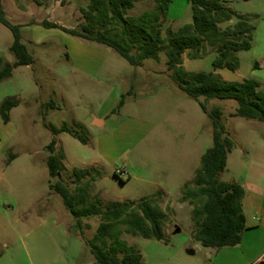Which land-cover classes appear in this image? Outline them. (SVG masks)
Listing matches in <instances>:
<instances>
[{"label":"rangeland","instance_id":"374dc122","mask_svg":"<svg viewBox=\"0 0 264 264\" xmlns=\"http://www.w3.org/2000/svg\"><path fill=\"white\" fill-rule=\"evenodd\" d=\"M36 3L50 9L51 22L72 29L82 23L80 11L87 8L88 0H67L64 5L56 0H4V7L13 23L48 20L37 11L33 17L29 16ZM229 5L237 13L253 17L252 23L257 28L256 48L238 53V70L218 71L228 81L253 78L264 82L262 74H253L256 64L264 63V0H231ZM16 8L25 15L15 18ZM155 8L154 0H141L132 14L139 16L154 12ZM167 18L159 58L146 59L139 67L129 64L113 49L88 43L59 29L40 25L22 29V41L35 62L31 67L17 68L11 78L0 83V107L7 99L18 101V106L10 112L9 123L5 124L0 116V264L95 263L87 244L96 235L100 219H81L78 228L62 197L50 190L49 180L53 184L62 181L73 194L77 193L78 185H87L90 194L100 190L107 201L149 197L159 188L145 183L146 179L158 182L180 177L182 183L195 189V177L189 182L185 179L196 176L202 156L213 145L212 121L200 102L209 112L221 110V121L229 133L226 134L234 142L228 168L220 180L236 183L252 172L248 162L260 153L253 138L264 135V123L242 117L232 119L239 106L234 100L196 101L178 88L176 74L167 66L166 29L178 31L192 23L188 0H173ZM237 20L222 22L220 26L234 27ZM13 42L12 32L0 24V60L5 57L15 61L10 51ZM85 45L107 50L108 55H88L80 50ZM217 55V46L211 45L208 38L200 52L184 54V68L191 73L214 72ZM196 56L198 59H192ZM122 96H125L124 108L111 113L116 114L115 119L120 123L126 119L138 121L141 124L138 133L132 134L128 126L99 129L91 125L94 116L102 117L117 108ZM64 125L76 136L54 133L55 127L63 129ZM109 136L111 145H105L103 151L112 161H101V173H92L78 181L73 170L84 169L91 156L80 138H89L97 147L99 140ZM53 139L57 140L55 155L61 156L66 166L61 179H52L47 166L48 146ZM125 164L131 178L122 182L113 170L122 169ZM101 174L103 180L97 187L96 180ZM178 198V194L172 197L174 211L161 210L165 205L162 198L159 200L158 211L166 217L164 224L168 222L174 229L173 219H176L180 225L177 239L169 238L168 244L157 248L154 239L135 237L121 227L122 239L141 252L143 264H155L158 259L174 264L181 259L180 253L197 264H205L203 253L190 254L194 247L190 238L197 227L193 214L200 203L189 201L188 207L180 206L176 203Z\"/></svg>","mask_w":264,"mask_h":264},{"label":"trees","instance_id":"16d2710c","mask_svg":"<svg viewBox=\"0 0 264 264\" xmlns=\"http://www.w3.org/2000/svg\"><path fill=\"white\" fill-rule=\"evenodd\" d=\"M56 1L64 5L67 0ZM140 1L88 0L87 8L81 11L82 23L78 28L70 29L47 19L26 25L13 23L7 18L3 0H0V24L13 34L14 42L10 51L15 57L13 64L3 65V59L0 60V83L11 78L15 69L34 64V56L22 41V29L29 25L59 29L88 43L108 47L134 67H139L146 59H158L165 42L163 32L168 22V8L173 0H154V12L135 16L132 11ZM188 2L193 12L192 24L179 31H174L171 27L166 29L167 66L169 71L176 74V85L196 101L200 98L207 101L234 100L239 106L233 116L264 123V91L260 89L261 85L257 80L248 78L243 81H227L215 72H188L183 65V55L188 51L200 52L209 38L211 45L217 46L214 70L236 71L239 67L237 53L250 51L252 48L256 29L252 23L253 17L238 14L221 0ZM234 18L238 19L234 27L221 28L222 22ZM192 59H198V56ZM124 105L125 96H122L118 107L112 113L122 109ZM17 106L18 101L12 99L3 102L0 116L5 124L9 123L10 112ZM200 106L212 121L213 145L202 156V166L196 171L194 179L195 189L185 185L181 200L200 203L193 214L197 225L193 238L202 246L215 249L237 246L247 230L242 207L245 191L237 183L220 180L221 174L227 168L228 154L233 151L234 142L226 134V128L221 121V110L209 112L203 102H200ZM54 133L76 136L66 125L63 129L55 127ZM80 139L86 143L84 138ZM56 150L57 140L53 139L48 146L50 156L47 166L52 179H61L66 167L63 158L55 155ZM73 174L78 181H82L88 177L89 172L74 169ZM120 180L126 182L121 178ZM50 188L62 197L65 207L77 220L78 228H81V219H100L96 235L87 244L95 257V264H143L141 252L122 239V226L135 237L168 242L164 232L165 214L159 212L149 199L145 198L137 203H106L101 198H95L89 202L87 185H78L76 194L62 181L51 183Z\"/></svg>","mask_w":264,"mask_h":264},{"label":"crops","instance_id":"0c3cea01","mask_svg":"<svg viewBox=\"0 0 264 264\" xmlns=\"http://www.w3.org/2000/svg\"><path fill=\"white\" fill-rule=\"evenodd\" d=\"M221 1L226 2V5L228 7H230L229 1H231V0H221ZM3 3H4V0H3ZM57 3H59V1H57ZM172 3H173V1H172ZM35 11H37L39 14L44 13V15H46L48 17L49 21H51V19H53V16H51V14H50V9L45 10L44 7L38 5L37 3H36L35 8L31 9L29 16L33 17V15L35 13H37ZM5 13L7 16L8 12L5 11ZM23 13L24 12H22L20 9L16 8L14 10L15 18L18 16L25 15ZM238 14H240V13H238ZM241 15H243V14H241ZM247 16H249V15H247ZM7 18H8V16H7ZM17 23L22 24V25L27 24V22H25V23L24 22H17ZM190 24H192V23H190ZM186 25H189V24H186ZM183 27H181V28H183ZM26 28H28V27H26ZM256 30H257V28L255 29L254 33L256 32ZM36 43L38 44V43H40V41H36ZM92 45L80 46L81 47L80 50L83 52H87L88 55H92V56H105V55L107 56L108 55L107 50L104 51L102 48H99L97 46H92ZM255 48H256V43H254V34H253V41H252L251 50L255 49ZM236 56L238 58V53ZM3 59L5 60L6 58L3 57ZM183 60H184V55H183ZM4 62L9 63V64L14 63V61H9L7 59ZM185 63L186 62L184 61L183 65H185ZM26 67H31V66H26ZM15 70H14V72H15ZM219 70H223V69H219ZM214 72L216 74H218L219 76H221V73H219L218 70L214 71ZM255 73H259V74H262V76H264V63L263 62L256 64L255 70L253 71V74H255ZM243 80H245V79H243ZM258 82L261 85L260 89L264 91V82L263 81H258ZM237 108L238 107H236V110H237ZM207 109H208V107H207ZM236 110L234 111V113L236 112ZM111 112L112 111H110V113H106L102 117L94 116V118L92 120L93 122L91 123V125L96 127V128H99V129H106L107 127H113V126H120L121 128L124 126L125 127L128 126V128L130 129L132 134L138 133L139 129L141 128V124L138 121L126 119L125 121H122L120 123L119 121H117L115 119L116 114H112ZM120 113L121 112H119V114ZM235 118L236 117H232V119H235ZM98 121H99V123H98ZM226 133L229 134L227 129H226ZM65 134H68V133H65ZM84 139H85L86 143H83V144H84L85 148L89 149V151L91 152L90 153L91 156H90V159L88 161L89 164L84 165L85 168L79 169V170L88 171L89 172L88 177H90L92 175V173H93V175L95 173L96 174H98L99 172L101 173V170H100L101 169V167H100L101 161H103V160H109V162L112 161L110 156H107L103 151L104 150L103 147L105 145H107V146L111 145L112 137H110V136H109V138L103 137L102 140H99V144H97V147L92 143V141L89 138H84ZM253 140L256 142L258 148L260 149V153L257 154L256 156L251 157L249 162H248L249 164L252 165L251 166L253 168L251 170L252 172L247 173L246 176L242 178V181L236 182L237 184L241 185L245 191V196H244L243 201H242V207H243V213H244L245 219H246L247 230L243 233L242 242L239 245H237V246H226V247L219 248V249L204 247V246H202V244L200 242L196 241L193 238V235H191L190 240H192L194 242V247L192 248L190 254H192L194 256L197 254V252L203 253L205 255V261H206L205 264H264V135H262V134L254 135ZM231 153L228 154V163H229V156ZM244 153H247V152L244 150ZM228 163H227V168H228ZM253 164H256V165L253 166ZM123 169L126 173V176L123 177L122 179L125 181L130 180L131 174L127 171L126 164L124 165ZM113 173H115L114 170H113ZM194 177H195V175H191L190 177L185 179L186 180L185 182L191 181ZM100 180H103L102 174L99 176L98 180H96L95 185H97V187L99 185ZM49 182L51 184L50 180H49ZM144 182L148 183V184L153 183L154 185H156L159 188L158 191L151 193V195L146 198V199L151 200L157 209L159 208V204H160L159 200H160V198H162L164 200L165 206H163L161 208V210H164V211L173 210L174 211L173 205H175V201L172 200V197L176 194L179 195V198L176 202L178 205L185 206V207L189 206V201H182L181 200V198H182L181 195L183 193L185 183H182V180L180 179V177H175L172 180H169V179L164 180V181L158 180V182H152L151 180L146 179ZM50 190H51V188H50ZM51 191L53 192V190H51ZM101 194L102 193H100V190L94 192L93 194H92V192L90 194V191H88V201L92 202L95 198H101L106 203L117 202V201H107ZM142 199H145V198H138V199H134V200L118 201V202H136L137 203V202L141 201ZM163 214H165V213H163ZM74 220H75V218H74ZM73 221H71V222H73ZM173 226L175 228L171 229V225L168 222L167 223L165 222V224H164V232H165V236H166L167 241H169V238L177 239L176 238L177 234H178L177 230L180 229V225L178 224L176 219H173ZM77 234H79V232H77ZM154 241H156L155 245H157V248L162 247L163 244H168V242L165 243L163 241H158L155 239H154ZM178 241H180V240H178ZM84 242H85V240H84ZM85 244H86V242H85ZM89 251L92 254L90 249H89ZM179 256L181 259L178 261L176 260L177 262H174V264H197L196 262H193L189 258L185 257L182 253H180ZM46 264H49V263L46 262ZM155 264H165V263H164V261H161L158 259V260H156Z\"/></svg>","mask_w":264,"mask_h":264},{"label":"built area","instance_id":"2783aa9c","mask_svg":"<svg viewBox=\"0 0 264 264\" xmlns=\"http://www.w3.org/2000/svg\"><path fill=\"white\" fill-rule=\"evenodd\" d=\"M115 174L119 177V178H123L126 176V173L124 171V169H117L115 170Z\"/></svg>","mask_w":264,"mask_h":264}]
</instances>
